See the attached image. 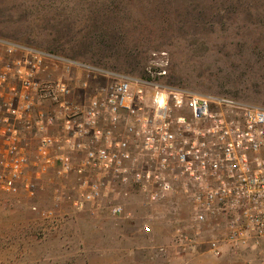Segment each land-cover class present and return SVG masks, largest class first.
<instances>
[{
    "label": "built area",
    "instance_id": "built-area-1",
    "mask_svg": "<svg viewBox=\"0 0 264 264\" xmlns=\"http://www.w3.org/2000/svg\"><path fill=\"white\" fill-rule=\"evenodd\" d=\"M0 49V196L54 223L66 206L119 217L120 199L151 209L182 196L196 234L217 232L213 254L264 240V108L155 77L101 84L111 75L81 62L2 40Z\"/></svg>",
    "mask_w": 264,
    "mask_h": 264
},
{
    "label": "rangeland",
    "instance_id": "rangeland-1",
    "mask_svg": "<svg viewBox=\"0 0 264 264\" xmlns=\"http://www.w3.org/2000/svg\"><path fill=\"white\" fill-rule=\"evenodd\" d=\"M0 40L110 74L101 84L155 77L264 108V0H0ZM52 190L39 192L42 209ZM120 202L119 217L66 206L54 223L27 200L0 196V264H264V240L213 254L217 232L206 224L196 234L182 196L151 209L138 196Z\"/></svg>",
    "mask_w": 264,
    "mask_h": 264
}]
</instances>
